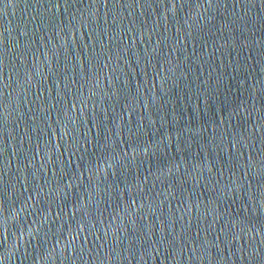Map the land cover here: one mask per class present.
<instances>
[{
	"label": "water",
	"instance_id": "95a60500",
	"mask_svg": "<svg viewBox=\"0 0 264 264\" xmlns=\"http://www.w3.org/2000/svg\"><path fill=\"white\" fill-rule=\"evenodd\" d=\"M0 264H264V0H0Z\"/></svg>",
	"mask_w": 264,
	"mask_h": 264
}]
</instances>
